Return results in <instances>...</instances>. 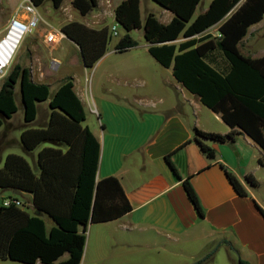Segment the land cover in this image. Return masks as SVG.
<instances>
[{
	"label": "crops",
	"instance_id": "0c3cea01",
	"mask_svg": "<svg viewBox=\"0 0 264 264\" xmlns=\"http://www.w3.org/2000/svg\"><path fill=\"white\" fill-rule=\"evenodd\" d=\"M122 1L98 0L96 9L81 16L71 0H64L58 10L64 21L57 32L62 33L61 27L71 21L93 29L110 28L115 24L114 9ZM200 5L201 1L193 18L209 7L198 12ZM139 13L142 23L149 13L162 24L173 18L169 10L154 0H139ZM263 21L264 18L249 28L239 46L260 29ZM217 28L215 25L206 33L215 29V37ZM118 30L124 34L119 26ZM134 31L141 34L142 42L135 40L134 47L123 51L115 49L118 41L108 43L106 52L92 67L84 65L79 47L64 35L57 43L48 44L40 33L49 52L67 49L59 58L52 57L58 62L55 69L52 63L49 69L45 57L34 60L33 51L39 49L36 39L28 48L29 58H16V65L29 68L32 81L48 85L50 92L65 79L72 80L85 114L83 125L99 144L95 182L116 178L131 206L128 213L117 219L87 224L80 264H97L99 256L121 257L129 248L163 253L167 258H189L191 264H198L210 254L199 264H214L221 251L227 259L225 263L220 257L221 264H238L239 260L264 264V152L236 130L231 143H208L216 157L206 158L193 140L194 129L225 135L230 127L175 80L171 66H163L151 55L143 28L129 35ZM185 40L180 36L169 43L177 47ZM15 93L18 111L0 130V163L3 165L5 158L2 153L15 148L20 151L17 155L23 156L34 174L39 175L38 152L51 145L43 143L33 151H24L20 144L23 110L18 91ZM49 115L48 101L38 103L30 127L45 128ZM15 118L17 123H13ZM66 148L63 146V151ZM224 169L239 181L244 196L234 191ZM247 176L253 177L256 185L248 183ZM185 180L196 194L202 217L186 195ZM0 191L8 194L2 200L13 194ZM18 197L23 207L32 206L31 194L20 193ZM40 216L50 221L49 226L45 223L49 231L53 220L42 213Z\"/></svg>",
	"mask_w": 264,
	"mask_h": 264
},
{
	"label": "trees",
	"instance_id": "16d2710c",
	"mask_svg": "<svg viewBox=\"0 0 264 264\" xmlns=\"http://www.w3.org/2000/svg\"><path fill=\"white\" fill-rule=\"evenodd\" d=\"M45 1L30 0L35 8ZM50 1L54 9H59L64 2ZM154 1L173 14L168 24L160 23L150 13L142 23L139 0H124L115 7V24L124 31L115 49L134 47L137 43L129 33L143 28L151 55L163 66H171L175 80L220 115L231 129L228 134L194 129L193 140L206 158L216 157L208 143H231L236 130L247 135L264 152V56L251 58L239 50L249 28L264 18V0H212L208 9L195 18L194 12L201 0ZM71 5L85 16L97 8L98 0H71ZM215 25H218V34L213 37L206 30ZM61 32L79 47L86 67H92L104 55L111 39L110 28L93 29L77 21L64 24ZM180 36L186 40L177 47L169 43ZM16 86L23 110L22 148L30 152L43 143L51 146L38 152L39 175L34 174L21 155L7 154L3 160L0 189L31 194L32 206H3L1 202L0 260L80 264L87 224L117 219L128 213L131 206L116 178L95 182L99 144L83 125L85 114L72 80L65 79L50 92L48 85L32 81L29 68L15 65L0 87V128L18 111ZM45 101L50 108L47 126L30 127L36 118L37 104ZM63 146L67 147L65 151ZM224 171L234 191L244 196L239 181ZM246 180L256 185L253 177L247 176ZM183 187L202 217L188 180L183 181ZM9 197L19 200L14 194ZM35 210L53 220L49 231L43 218L33 214ZM238 264L247 263L239 260Z\"/></svg>",
	"mask_w": 264,
	"mask_h": 264
},
{
	"label": "rangeland",
	"instance_id": "374dc122",
	"mask_svg": "<svg viewBox=\"0 0 264 264\" xmlns=\"http://www.w3.org/2000/svg\"><path fill=\"white\" fill-rule=\"evenodd\" d=\"M211 1L212 0H201V5L198 8V12L206 8ZM21 3L27 4L25 0H0V31L5 27L8 19L15 12V10L20 6ZM35 9L42 20L30 34H27L24 37L6 76H8L10 71L16 65V58L17 60H19V59H23L24 57L29 58V56H31V53L30 51H28V48L30 47L31 41L35 39H36V43L38 44L39 49H37L36 51H33L35 55L34 60L38 62L39 59H42L41 57H45L49 69H50L51 61L53 59L52 57L59 58L61 54H64L65 52H67L66 48L58 49L57 51H54L52 53L49 52V47H46L42 44V39H41V34H40V33L45 34L47 30H51L54 32L58 31L59 25H61L64 21V18L61 17L58 11L59 9H54L51 5L50 0H46L42 6L35 8ZM64 14L66 18H69L66 12ZM142 14H143V6H142ZM259 28L260 29L256 33H254L251 36L249 35L247 37V40L241 46H239V50L243 55L261 54L264 56V21L262 25H260ZM117 31H118V34L116 36L111 34V39L109 41L110 44H114L122 37L123 35L122 31L121 30L120 31L117 30ZM212 31L213 32H211L210 34L211 35L213 33L215 34L216 32L215 29H213ZM140 36L141 34L137 31H134L131 33V37L137 42H142ZM52 72H55V71H52ZM6 76L3 79H0V87L4 79L6 78ZM15 91L16 92L18 91V86H16ZM13 123H17V118L14 119ZM2 128L3 127H1L0 130H2ZM7 153L19 154L20 151L15 148H9L2 153V158L5 157ZM1 165L2 164L0 163V167ZM4 195H8V194H6V192L0 191V204L2 202V196ZM43 219L46 225L49 226L50 221L48 220V218L44 216ZM209 250L211 249L209 248ZM220 257H221V260H223V262L226 263V260H227L226 256L224 255L223 251H221L219 252V255L217 256L214 264H221ZM64 258L65 257H63L62 260ZM187 262L189 264L192 263L189 258L188 259L175 258V257L167 258L163 253L157 254L155 252L147 251L141 248H134V249L129 248L127 250V253H125V255L121 257L119 256V257L106 258L103 256H99L97 264H186ZM0 264H24V263L15 262L11 260H0Z\"/></svg>",
	"mask_w": 264,
	"mask_h": 264
},
{
	"label": "built area",
	"instance_id": "2783aa9c",
	"mask_svg": "<svg viewBox=\"0 0 264 264\" xmlns=\"http://www.w3.org/2000/svg\"><path fill=\"white\" fill-rule=\"evenodd\" d=\"M25 2L27 4H20L0 32V79L6 76L24 37L30 34L42 20L30 0ZM117 30V24L110 27V32L114 36L118 34ZM61 36L63 34L60 32L47 30L44 40L48 44H53L57 43ZM51 63L54 69L58 66L55 59H52ZM2 205L23 207L19 200L10 197L3 199Z\"/></svg>",
	"mask_w": 264,
	"mask_h": 264
},
{
	"label": "water",
	"instance_id": "95a60500",
	"mask_svg": "<svg viewBox=\"0 0 264 264\" xmlns=\"http://www.w3.org/2000/svg\"><path fill=\"white\" fill-rule=\"evenodd\" d=\"M63 34V33H62ZM64 35V34H63ZM65 36V35H64ZM11 192L14 194V195H16V196H19L20 195V192L19 191H17V190H11ZM33 214L35 215V216H40L41 215V212L40 211H38V210H35L34 212H33Z\"/></svg>",
	"mask_w": 264,
	"mask_h": 264
}]
</instances>
